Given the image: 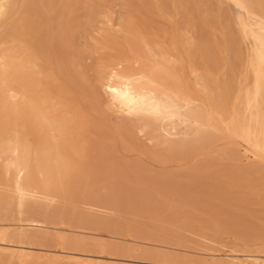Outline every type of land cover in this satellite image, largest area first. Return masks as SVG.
Instances as JSON below:
<instances>
[{
	"label": "rangeland",
	"instance_id": "rangeland-1",
	"mask_svg": "<svg viewBox=\"0 0 264 264\" xmlns=\"http://www.w3.org/2000/svg\"><path fill=\"white\" fill-rule=\"evenodd\" d=\"M0 264H264V0H0Z\"/></svg>",
	"mask_w": 264,
	"mask_h": 264
},
{
	"label": "bare ground",
	"instance_id": "bare-ground-1",
	"mask_svg": "<svg viewBox=\"0 0 264 264\" xmlns=\"http://www.w3.org/2000/svg\"><path fill=\"white\" fill-rule=\"evenodd\" d=\"M115 90H118V87H113ZM10 93V92H9ZM9 95V94H8ZM21 174V173H20ZM17 188V187H16ZM17 189H19V188H17ZM22 198V197H21Z\"/></svg>",
	"mask_w": 264,
	"mask_h": 264
}]
</instances>
